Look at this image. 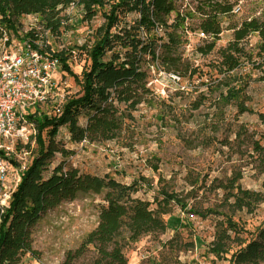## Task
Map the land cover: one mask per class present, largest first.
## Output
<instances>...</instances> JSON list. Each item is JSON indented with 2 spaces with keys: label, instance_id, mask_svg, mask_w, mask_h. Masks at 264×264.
Wrapping results in <instances>:
<instances>
[{
  "label": "rangeland",
  "instance_id": "rangeland-1",
  "mask_svg": "<svg viewBox=\"0 0 264 264\" xmlns=\"http://www.w3.org/2000/svg\"><path fill=\"white\" fill-rule=\"evenodd\" d=\"M179 4H183V9L187 5L193 8L197 0H180ZM263 7V0L238 1L233 13L220 17L224 31L217 48L207 55L198 51V47L206 43V36L198 30H187L178 48L191 67L197 70L196 73L183 74L184 70L168 72L163 67L157 68L156 64H146L148 87L152 93L147 95V102L126 118L117 138L76 143L69 139L68 129L62 127L57 139L73 150V154L68 157L57 154L54 164L65 160L68 166L78 167L82 172L111 176L123 184L139 181L140 187L134 196L151 202L163 188L176 192L188 203V208H213L232 213L229 207L224 206L223 191L215 189L212 182L240 171L243 187L262 190L264 175L256 169L253 142L258 141L264 147V124L259 117V113H264V66L254 65L253 62L259 60L255 57L234 72L223 74L218 67V51L232 40L233 31L228 27L233 21L258 15ZM105 10L108 6L99 9L88 20L82 5L69 7L61 13L67 19L56 34L43 29L39 15L20 17L17 35L22 36L36 27L50 51L71 48L74 54L69 64L79 76L75 78L58 68L49 100L24 109L23 122L33 123L31 115L40 112L51 114L58 107L63 109L69 97L82 95L81 72L91 63L89 50L98 37L97 29L105 23ZM139 17L140 13L135 11L122 13L116 30L134 26ZM190 21L197 22L196 19ZM154 33L158 38L155 43L159 46L166 38V28L161 26ZM17 35L12 38L21 43ZM142 36L146 35L142 33ZM257 39V36H251L246 47L252 48ZM110 54L108 52L107 57ZM228 84L242 89L232 102L224 99ZM196 103H200L198 109L194 108ZM239 106L249 109L240 112ZM80 123H85L83 114ZM36 146L34 143L33 148ZM29 160V152L19 149L18 156L10 160L12 170L20 171L21 162ZM16 172H10L13 184ZM102 198L103 194L80 197L63 202L45 214L32 228L33 247L40 257L36 259L26 254L20 264H62L68 252L76 251L85 236L97 227L104 204ZM168 209L169 213L164 216L168 221L165 233L145 235L125 247L128 264H175L177 261L181 264H230L228 259H218L209 253L217 222L224 218L223 215L202 217L195 213L192 217L175 202ZM233 217L247 230L263 227L264 203L252 213L237 211ZM94 254L91 246L74 264H88Z\"/></svg>",
  "mask_w": 264,
  "mask_h": 264
},
{
  "label": "trees",
  "instance_id": "trees-1",
  "mask_svg": "<svg viewBox=\"0 0 264 264\" xmlns=\"http://www.w3.org/2000/svg\"><path fill=\"white\" fill-rule=\"evenodd\" d=\"M179 1L76 2L82 5L88 20L99 9L108 6V10L103 13L106 20L97 29L98 37L90 47L91 63L81 72L82 95L69 97L61 113L54 110L51 114L40 112L30 116L35 132L28 143L17 146V150L22 148L29 152L30 160L20 172V181L12 192L7 209L0 216V264H20L26 254L39 259L40 254L33 247L32 228L43 216L63 202L101 194L104 204L100 209L97 227L85 236L76 251L68 252L62 264H74L91 246L95 254L88 264H128L125 247L145 235L165 233L168 221L164 216L169 213L168 207L173 202L182 210H187L189 215L198 213L202 217L209 214L224 216L217 222L214 239L209 244V253L216 258L228 259L230 264H264V226L254 231L247 230L233 217L237 211L252 213L258 205L264 203V177L262 190L243 187L240 171L226 179L216 178L212 182L213 186L223 191L224 206L229 207L232 212L228 213L213 208H188V203L176 192L163 188L151 202L134 196L139 190V181L123 184L111 176L101 177L82 172L78 167L68 166L65 160L54 164L57 154L63 157L73 154V150L57 139L62 127L68 129L69 139L76 143L84 139L89 143H96L117 138L126 118L147 102V95L152 93L148 87L146 64H156L157 68L163 67L168 72L184 70L183 74H195L197 70L191 67L178 48L185 39L187 30H198L206 36V43L198 47V51L202 55L210 54L217 48V42L224 31L220 17L233 13L240 0H197L193 8H188L187 5L184 9ZM72 2L75 0H0V39L5 33L10 38L17 35L20 17L33 14L41 17L45 31L59 33L67 19L61 13ZM134 11L140 13L134 26L116 30L120 15ZM192 19L197 22H191ZM161 26L166 28L167 33L165 40L158 46L155 43L158 38L154 32ZM228 29L233 31L232 40L218 51L221 73L230 74L255 57L259 60L253 62L254 65L263 67L264 7L258 15L233 21ZM142 33L146 36L143 37ZM254 35L258 39L248 49V39ZM17 37L20 40L28 39L37 49L39 46L35 41L43 40L46 43L35 29L22 36L18 34ZM158 47H161L160 51ZM46 50L50 51L48 44L45 50L41 49ZM108 52L111 54L107 57ZM50 53L59 60V68L75 78L79 77L69 64L74 50L68 48ZM241 90L229 87L224 96L225 101H235ZM199 107L200 103L194 106L195 109ZM238 108L240 112L249 109L244 106ZM82 114L85 117L84 124L80 123ZM259 117L264 124V113H259ZM34 143L37 145L35 148ZM253 152V156L256 155V169L264 175V147L258 141L253 142ZM159 196L162 198L159 199ZM245 233L248 235L245 236ZM175 264L181 262L177 261Z\"/></svg>",
  "mask_w": 264,
  "mask_h": 264
},
{
  "label": "built area",
  "instance_id": "built-area-1",
  "mask_svg": "<svg viewBox=\"0 0 264 264\" xmlns=\"http://www.w3.org/2000/svg\"><path fill=\"white\" fill-rule=\"evenodd\" d=\"M75 5L76 1L69 7ZM31 29L37 30L36 27ZM35 42L39 49L28 39L16 43L7 33L0 39V216L7 209L12 192L20 181V172L28 164L21 162L20 171L16 172L10 163L18 156V144L28 143L34 133V123L23 122L22 112L49 100L55 72L60 65L48 50L41 51L47 45L43 40ZM55 111L61 113L62 108ZM87 142L84 139L80 143ZM11 171L17 173L14 184L10 180Z\"/></svg>",
  "mask_w": 264,
  "mask_h": 264
}]
</instances>
